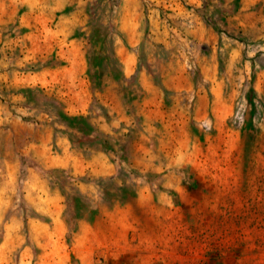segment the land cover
<instances>
[{"label": "rangeland", "instance_id": "obj_1", "mask_svg": "<svg viewBox=\"0 0 264 264\" xmlns=\"http://www.w3.org/2000/svg\"><path fill=\"white\" fill-rule=\"evenodd\" d=\"M199 2L238 52L217 54L221 115L170 119L121 68L142 0H61L48 21L0 0V264H264V0Z\"/></svg>", "mask_w": 264, "mask_h": 264}, {"label": "crops", "instance_id": "obj_2", "mask_svg": "<svg viewBox=\"0 0 264 264\" xmlns=\"http://www.w3.org/2000/svg\"><path fill=\"white\" fill-rule=\"evenodd\" d=\"M9 1L17 6L43 7L48 12L34 16L35 20L42 17L43 21L53 20L49 15L61 3V0ZM135 1L140 4V0ZM224 1L206 0L205 10L208 11L209 7L215 5V2L223 5ZM199 3V0H142L139 9H134V21L138 27L133 31L129 29L130 27H125L123 30L126 44L128 47L133 45L134 48H124L120 58L121 68L123 70L138 69L136 84L149 87V94L143 101L149 106L144 110L141 109L144 115L149 113L152 117L170 119L221 115L218 107L220 101L214 89L221 84L220 80H216L214 76L218 67L217 54L237 53L238 41L236 34H218L201 15L192 12L190 7L197 6ZM241 3L243 4L244 0H241ZM29 15L28 13L22 15L23 25H29ZM62 18V20L59 19V26L51 27L49 32H59L62 21L65 23L68 19L66 16ZM224 18L222 21L233 28L242 31L246 29L247 20L244 13L228 14ZM75 23L76 19L70 17L69 27H67L69 30L65 29L66 35L71 33ZM37 32V36H42L44 31L38 29ZM30 33V30L21 32L23 38H28ZM200 45L206 47L204 54L197 49ZM140 46L145 49L140 50ZM138 52L142 53L146 59L139 61ZM188 57L193 59L200 78L192 77L185 70ZM147 69L157 70L160 78L152 73L147 75ZM161 87L165 90L164 93Z\"/></svg>", "mask_w": 264, "mask_h": 264}, {"label": "built area", "instance_id": "obj_3", "mask_svg": "<svg viewBox=\"0 0 264 264\" xmlns=\"http://www.w3.org/2000/svg\"><path fill=\"white\" fill-rule=\"evenodd\" d=\"M186 64L189 68H192L193 67V62L190 61V60H186Z\"/></svg>", "mask_w": 264, "mask_h": 264}]
</instances>
